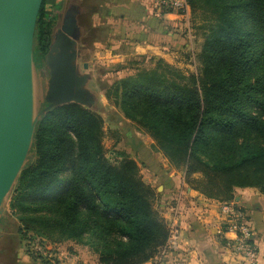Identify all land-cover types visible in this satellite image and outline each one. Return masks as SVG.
<instances>
[{
	"label": "trees",
	"instance_id": "1",
	"mask_svg": "<svg viewBox=\"0 0 264 264\" xmlns=\"http://www.w3.org/2000/svg\"><path fill=\"white\" fill-rule=\"evenodd\" d=\"M61 2L44 0L41 7L34 40L38 66ZM189 4L192 14L210 16L199 75L158 59L154 69L116 81L106 97L155 141L193 190L220 202L234 201L237 188L264 194V0ZM105 135V120L77 104L52 108L37 124L9 204L32 258L38 239L86 246L99 264H146L166 245L169 229L156 209V190L134 159L108 157Z\"/></svg>",
	"mask_w": 264,
	"mask_h": 264
},
{
	"label": "crops",
	"instance_id": "2",
	"mask_svg": "<svg viewBox=\"0 0 264 264\" xmlns=\"http://www.w3.org/2000/svg\"><path fill=\"white\" fill-rule=\"evenodd\" d=\"M154 2L106 0L101 9L96 8L93 12L94 33L95 27L102 26L107 30L105 35L94 41L106 46L111 61L126 64L132 58H153L173 62L175 53L187 47L186 39L174 28L177 20L185 15L160 13ZM143 155L147 166L143 180L158 194L156 209L166 222L178 217L180 225V249L165 257L164 264L174 259L187 264H242L226 245L227 239L234 235L221 230V202L190 188L185 178L171 169L161 154L148 152ZM234 195L233 202L246 214L254 230L258 264H264V194L256 188H237ZM70 246L71 254L63 250V245H58L65 264H99L97 256L88 247ZM20 259L22 264H43L23 252Z\"/></svg>",
	"mask_w": 264,
	"mask_h": 264
},
{
	"label": "water",
	"instance_id": "3",
	"mask_svg": "<svg viewBox=\"0 0 264 264\" xmlns=\"http://www.w3.org/2000/svg\"><path fill=\"white\" fill-rule=\"evenodd\" d=\"M43 2L0 0V222L9 219L7 205L31 156L42 116L52 108L77 104L103 118L107 106L105 96L90 88L89 63L80 62L84 53L79 44L94 33L82 18L96 8L83 6V0H71L45 56L46 78L42 64L34 62L36 25Z\"/></svg>",
	"mask_w": 264,
	"mask_h": 264
},
{
	"label": "rangeland",
	"instance_id": "4",
	"mask_svg": "<svg viewBox=\"0 0 264 264\" xmlns=\"http://www.w3.org/2000/svg\"><path fill=\"white\" fill-rule=\"evenodd\" d=\"M70 2L71 0H62L59 9H57L55 12L57 18L51 28V39L55 30L62 24L63 17L66 10L69 8ZM105 2L106 0H83L82 4L83 6H92V8L101 9ZM207 17L210 16L204 11H196L194 14H192L190 10L189 15H185L183 18H181V20L178 19L176 22L177 26L174 27L175 31H178L179 35L186 39L187 47H185L181 52L175 53L176 55H174L173 62L167 63L181 70L186 75L194 74L197 76L200 73L201 65L198 55L201 52L202 45L204 43V32L206 31L204 28L206 22L204 21H206ZM82 19L84 25L94 30L93 13L90 12L89 14H85ZM48 20L49 19H47V21ZM96 28L97 30L92 36L89 35L83 39L84 41L79 44V49L84 53L80 62L85 61L90 65L89 72L93 76L90 88L94 90L100 97L105 96L103 100L105 99L104 101H106L107 106L103 110L105 113L103 115V119L105 120L106 132L104 145L107 149L108 157L112 161H119L125 156H128L134 160L136 159L135 161L140 167L141 177L144 179L147 173V166L145 164L146 160L144 159L143 154L147 155L149 152L150 154L153 153L155 155V153H159L164 157V159L166 158L161 152L157 151L156 143L149 135L141 130L135 123L124 118L120 114V111L109 102L106 97V90L116 81L122 80L141 71L154 69L156 60L153 58L143 60L132 58L126 64H121V62H117L116 60L111 61V59L108 58L106 46H101L94 41L105 35V31L107 30L102 26L95 27V29ZM41 67L43 68L42 72L47 78L48 69L45 66V58ZM37 78V102L39 103L41 101V94L38 75ZM170 167L171 169H174L176 172H178L180 174L179 176L182 178L185 177V174L182 170H177L172 166ZM9 204L10 202H8L7 205V214L10 224L5 226L1 223L2 221L0 222V264H22V260L20 259L22 252L29 256L26 252L27 242H21L17 234L19 222L12 215ZM59 245H63V250L69 251L71 254L70 245L76 246L78 244L72 241H64ZM51 246L53 247V244L50 245V247ZM57 249H59L58 245ZM90 251L92 250L90 249ZM60 253V250L56 251L57 257L60 255ZM93 254L95 253L93 252ZM35 256L37 257L36 259L32 258L31 256L29 257L34 261H39L42 263V258H38V255L36 254ZM96 256L98 258V255Z\"/></svg>",
	"mask_w": 264,
	"mask_h": 264
},
{
	"label": "built area",
	"instance_id": "5",
	"mask_svg": "<svg viewBox=\"0 0 264 264\" xmlns=\"http://www.w3.org/2000/svg\"><path fill=\"white\" fill-rule=\"evenodd\" d=\"M154 7L158 12H176L182 15L189 14V0H155ZM222 232L231 233L233 238L227 239L226 245L233 254L241 260L242 264H258V250L254 243V230L247 216L234 202H221ZM169 238L160 253L152 260L151 264H164V258L170 253L180 249V225L178 217L167 222ZM50 243L36 240L32 251L49 261L50 264H65L61 256L56 255L57 245L50 247ZM59 254V253H58ZM167 264H187L183 260L174 259Z\"/></svg>",
	"mask_w": 264,
	"mask_h": 264
}]
</instances>
